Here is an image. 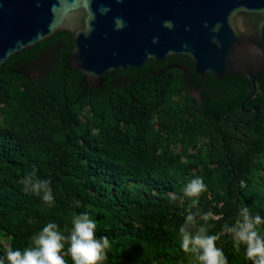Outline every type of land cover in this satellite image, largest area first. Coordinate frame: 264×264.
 Here are the masks:
<instances>
[{
	"label": "trees",
	"instance_id": "1",
	"mask_svg": "<svg viewBox=\"0 0 264 264\" xmlns=\"http://www.w3.org/2000/svg\"><path fill=\"white\" fill-rule=\"evenodd\" d=\"M71 50L61 31L0 66V257L31 247L49 222L69 234L74 214L87 212L97 238L109 239L104 264H199L179 228L196 199L183 190L201 178L192 211L213 213L207 234L228 264H252L224 225L245 206L264 218V72L246 101L245 76H201L185 56L102 75L87 89ZM191 88H203L199 100ZM254 106L255 118L245 113ZM33 168L51 180V207L24 192ZM257 230L264 236V224Z\"/></svg>",
	"mask_w": 264,
	"mask_h": 264
},
{
	"label": "water",
	"instance_id": "2",
	"mask_svg": "<svg viewBox=\"0 0 264 264\" xmlns=\"http://www.w3.org/2000/svg\"><path fill=\"white\" fill-rule=\"evenodd\" d=\"M67 31L71 68L87 89L148 60L188 57L196 74L264 72V0H0V66ZM245 113H258L254 106Z\"/></svg>",
	"mask_w": 264,
	"mask_h": 264
},
{
	"label": "clouds",
	"instance_id": "3",
	"mask_svg": "<svg viewBox=\"0 0 264 264\" xmlns=\"http://www.w3.org/2000/svg\"><path fill=\"white\" fill-rule=\"evenodd\" d=\"M23 184L26 194H42L46 204L50 207L54 204L51 180L38 178L37 169L33 168L25 175ZM206 188L201 178H195L183 190L186 196L196 199H193L185 222L179 228L181 247L199 264H228L223 250L216 246L217 236L207 234L212 227L207 222L213 218V213L208 211L201 216L199 210L192 211L198 206V198ZM76 203L79 206V202ZM198 216L203 224L197 221ZM261 224H264V218L259 214L253 216L245 206L240 209L233 225H224V231L231 234L233 240L246 245V256L252 264H264V236L257 230ZM96 228L95 220L87 212L74 214L72 229L67 235V229L61 231L56 223L49 222L31 237V247L23 252L9 248L6 255L0 257V264H66L65 256H70L73 264H104L110 243L106 236L97 238Z\"/></svg>",
	"mask_w": 264,
	"mask_h": 264
},
{
	"label": "flooded vegetation",
	"instance_id": "4",
	"mask_svg": "<svg viewBox=\"0 0 264 264\" xmlns=\"http://www.w3.org/2000/svg\"><path fill=\"white\" fill-rule=\"evenodd\" d=\"M179 66V65H178ZM203 89V88H199L197 90H194L193 88L190 89V93L192 94L193 91H195L196 95L192 94L193 96L197 97L198 100H199V97H200V90Z\"/></svg>",
	"mask_w": 264,
	"mask_h": 264
},
{
	"label": "rangeland",
	"instance_id": "5",
	"mask_svg": "<svg viewBox=\"0 0 264 264\" xmlns=\"http://www.w3.org/2000/svg\"><path fill=\"white\" fill-rule=\"evenodd\" d=\"M29 74L32 76H35L36 75V71L35 70H29ZM192 94L196 95L195 91L192 92Z\"/></svg>",
	"mask_w": 264,
	"mask_h": 264
}]
</instances>
